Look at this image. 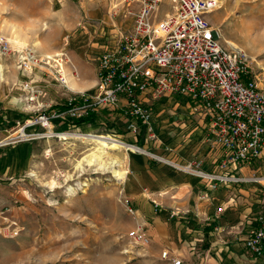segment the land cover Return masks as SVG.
Segmentation results:
<instances>
[{
	"label": "rangeland",
	"instance_id": "1",
	"mask_svg": "<svg viewBox=\"0 0 264 264\" xmlns=\"http://www.w3.org/2000/svg\"><path fill=\"white\" fill-rule=\"evenodd\" d=\"M124 1L0 0V211L8 209L22 226L17 238L0 236V264H170L161 259L164 247L150 241L137 246L128 238L141 225L139 215H130L122 204L128 178L121 185L107 170H77L76 163L94 145L65 135H110L131 145L122 137L129 134L125 121L118 130L121 125L96 112L93 124L75 127L68 118L51 119L47 129L29 126L20 132L52 106L79 98L68 88V78L79 85V93L93 95L101 48L114 46L132 30L125 33L117 25L129 16ZM163 1L158 18L173 12L171 0ZM219 1L223 9L209 19L220 30V44L244 53L250 78L264 88V0ZM28 52L41 64L25 70L22 59ZM59 76L65 77L64 85ZM154 123L159 125L158 119ZM131 153L118 155L127 171Z\"/></svg>",
	"mask_w": 264,
	"mask_h": 264
},
{
	"label": "built area",
	"instance_id": "2",
	"mask_svg": "<svg viewBox=\"0 0 264 264\" xmlns=\"http://www.w3.org/2000/svg\"><path fill=\"white\" fill-rule=\"evenodd\" d=\"M162 1L125 0L128 14L134 16L132 30L120 35L114 46L103 49L93 95L76 94L79 98L68 99V111L51 110L28 121L20 131L29 126L47 129L51 119L68 118L69 125L88 113L118 110L135 143L138 138L155 143L159 138L153 125L154 104L161 98L174 99L206 122L207 140L222 149L224 158L213 173L202 172L197 163L180 166L168 159L164 163L206 181L211 191L245 184L264 189V171L260 172L259 164L264 160V88L250 78L244 53L220 44V30L209 19L219 9V1L171 0L173 12L159 19ZM23 56L25 70L41 64L30 52ZM59 77L63 84L64 77ZM130 146L143 151L138 145ZM244 166L250 168L249 176L234 175ZM122 204L130 215L136 213L127 196ZM223 211L220 207L216 213ZM176 215L172 212L171 218ZM244 220L243 246L253 257L263 258L264 211ZM21 232L22 226L9 210L0 211V236L14 239ZM128 238L137 246L150 241L141 225L134 227ZM161 259L181 264L168 251L161 253Z\"/></svg>",
	"mask_w": 264,
	"mask_h": 264
},
{
	"label": "crops",
	"instance_id": "3",
	"mask_svg": "<svg viewBox=\"0 0 264 264\" xmlns=\"http://www.w3.org/2000/svg\"><path fill=\"white\" fill-rule=\"evenodd\" d=\"M167 15L169 13L159 19ZM132 21V15L122 16L117 25L126 33L131 30ZM127 25L129 28L125 31ZM80 41L82 47L86 45L85 40ZM94 80L93 85H96ZM94 114L93 120L102 115L103 120L111 119L115 127L121 125L118 130L124 127L118 110H100ZM155 118L159 125H154V130L162 136L160 139L157 135L159 141L147 144L137 140L135 143L131 134L122 135L124 141L140 143L139 147L143 148L129 154L125 160L129 176L124 192L131 199L139 215L138 223L146 228L151 244L164 247V251L181 264H264V257H253L243 246L244 219L264 211V189L245 184L211 191L206 181L156 161L153 156L180 166L197 163L202 172L213 173L224 154L219 146L207 140L206 122L192 115L189 107L178 100L164 98L156 102L153 124ZM263 163L264 160L259 163L260 172L264 171ZM250 174V168L245 166L234 172L241 177ZM178 193L182 196L177 197ZM220 207L224 211L217 214ZM172 212L177 214L173 218ZM177 249L184 255L176 253Z\"/></svg>",
	"mask_w": 264,
	"mask_h": 264
},
{
	"label": "bare ground",
	"instance_id": "4",
	"mask_svg": "<svg viewBox=\"0 0 264 264\" xmlns=\"http://www.w3.org/2000/svg\"><path fill=\"white\" fill-rule=\"evenodd\" d=\"M219 9H223V1L222 3L220 2ZM226 19L227 18H223V22H225ZM226 43L234 49L235 45L232 42ZM65 83L66 81L64 77L63 84ZM68 88L73 91H78V93L79 90H81L79 85L75 83V81L71 78H68ZM65 135H68V137L73 136L75 139L78 140H85V142H87L86 145H88V143L94 145L93 151L83 153L80 160L76 163L77 170L83 172L86 167H94L102 171L107 170V172H109L121 185L125 183L128 176V171L125 169V166H123L124 158L122 156L119 157L118 155H121L122 152H126L128 150H130L131 152L142 151L134 146H130L128 144L123 143L122 141H118V139L113 138L110 135H94L91 133L83 134L79 133L78 131L68 132V134ZM159 159L160 161L164 162V159ZM70 191H72V189H70Z\"/></svg>",
	"mask_w": 264,
	"mask_h": 264
},
{
	"label": "trees",
	"instance_id": "5",
	"mask_svg": "<svg viewBox=\"0 0 264 264\" xmlns=\"http://www.w3.org/2000/svg\"><path fill=\"white\" fill-rule=\"evenodd\" d=\"M50 110H60V111H68V106H53L50 108ZM95 114L92 113H88L87 117H81L79 119H73L71 121L72 125H74L75 127H79L81 125L84 124H93V119H94Z\"/></svg>",
	"mask_w": 264,
	"mask_h": 264
}]
</instances>
